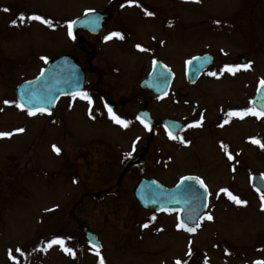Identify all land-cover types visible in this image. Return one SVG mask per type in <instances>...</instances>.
<instances>
[{"label": "rangeland", "instance_id": "rangeland-1", "mask_svg": "<svg viewBox=\"0 0 264 264\" xmlns=\"http://www.w3.org/2000/svg\"><path fill=\"white\" fill-rule=\"evenodd\" d=\"M90 7L109 14L102 31L91 36L77 30L70 37L65 21ZM33 13L51 19L54 27L27 19ZM110 32L123 38L105 40ZM67 52L86 69L80 92L88 93L91 105L73 95L60 100L50 116H29L3 104L15 100L16 84ZM203 53L214 62L190 86L184 66ZM153 58L175 75L169 95L157 101L138 87ZM241 59L251 66L220 72ZM213 71L217 75H209ZM261 78L264 0H0V131L24 129L0 138V264H99L83 227L97 234L105 264L264 261V208L249 185L252 174H264V148L250 139L264 144V116H228L231 109L249 107ZM110 101L113 112L129 121L124 129L110 118L105 107ZM143 101L157 121L182 120L185 128L177 136L188 143L167 137L158 124L145 132L135 116ZM201 114V124L193 125ZM144 140L143 162L126 167ZM186 173L209 184L206 214L213 217L204 216L198 233L188 237L171 217L143 210L132 194L141 177L170 185ZM225 188L246 203H235L220 191ZM54 236L66 238L76 255L56 244L44 251Z\"/></svg>", "mask_w": 264, "mask_h": 264}, {"label": "water", "instance_id": "water-1", "mask_svg": "<svg viewBox=\"0 0 264 264\" xmlns=\"http://www.w3.org/2000/svg\"><path fill=\"white\" fill-rule=\"evenodd\" d=\"M86 17V18H84ZM87 19V20H85ZM95 20V26L88 21ZM79 25L83 28H87L92 32H97L100 28L101 20L96 19V15L93 12H86L82 18L77 20ZM93 25L94 27H92ZM90 26V27H89ZM200 59L193 61L192 63L187 64L186 73L187 77L193 81L194 78L198 75V73L205 68L211 61V56L205 55L199 57ZM61 61L63 64L67 63V57H61L60 60H56L53 64L48 65L46 69L41 71L40 75L33 80L25 82L21 84L20 87L16 89L17 98L20 99L23 103L26 104L25 108H47L51 110L54 102L56 99L63 95L70 93L73 89L78 90L82 86V79L83 76L81 72H79L78 68L76 67V75L78 76L73 77L70 75L67 70L62 73V76H57L55 72L52 71L53 67ZM200 66V71H196V67ZM163 73L164 76L167 77L166 80L161 79V74ZM170 73L165 69V67L160 63L157 65H153V70L150 75L141 80L140 85L143 88L151 89L153 92L157 93L158 88L159 90L165 89V82L168 81ZM165 81V82H164ZM258 88L264 89V85H260ZM30 97V98H29ZM262 97H264V91H259L257 89V93L255 98L253 99V104L259 108L262 107ZM194 182L199 186L198 181H184L179 182L178 185L172 189H166L161 187L159 184H156L155 181L152 180H144L141 181L140 184L135 188L134 195L139 200V202L147 208H155L159 207V203L157 202V191H162L163 196H177L180 201L175 203H163L161 202L160 205L179 208L182 210L183 201H185L188 197V200H192L191 197L199 198L197 194L193 193L192 190H196V187L190 191H186L188 185H194ZM251 183L254 187L258 188L260 191H264V180L259 175H254L251 179ZM192 192L193 194L189 193ZM162 194V193H161ZM204 196L206 193L203 194ZM184 196V197H183ZM183 197V199H181ZM193 198V199H194ZM206 197H202L201 207L205 205ZM201 199V198H199ZM200 203V202H199ZM186 205H188L186 203ZM185 205V206H186ZM185 211V208L184 210ZM187 211V210H186ZM90 240H94L95 237L87 234ZM97 244V243H96ZM98 245V244H97Z\"/></svg>", "mask_w": 264, "mask_h": 264}, {"label": "snow or ice", "instance_id": "snow-or-ice-1", "mask_svg": "<svg viewBox=\"0 0 264 264\" xmlns=\"http://www.w3.org/2000/svg\"><path fill=\"white\" fill-rule=\"evenodd\" d=\"M126 3L128 4H132V3H135V0H125ZM124 5H121V7H123ZM5 11H8L7 8L4 9ZM86 12H90L92 11L91 9H85ZM144 13L145 15H153L152 12H149L147 9H144ZM27 19H30V20H36V21H41L43 24L45 25H48L49 27H54V24L52 22L51 19H46L44 16H41V15H38V14H31L27 17ZM25 20V17H24V14L21 13L20 14V22H24ZM89 23H92V24H95V20H92V21H88ZM11 24L13 25H16L17 24V20L16 19H13L10 21ZM66 25H67V29H68V35L71 37L73 35V31H72V27L75 23H77V21L75 20H67L65 21ZM169 23H171V21H169ZM217 23H219V21H217ZM112 36H116V37H120V38H123L122 34L120 32H110L107 36L104 37L105 40L109 39L110 37ZM136 48L138 49H141V50H144L142 48V45L140 44H137L136 45ZM42 60H47L48 58L47 57H41ZM200 59L199 57H193L190 61H186V63H192L193 61L195 60H198ZM159 63V61H157L155 58H153V65H157ZM252 62L251 61H248L246 63H242V64H225L223 66V68L220 69V72L223 73L224 71H227V72H230V73H234L236 70H239L241 68H244V69H247L251 66ZM165 68L167 66H164ZM200 66L198 65L196 67V71H200ZM43 71V70H42ZM209 75H212V76H215L217 75V73L215 71L213 72H210ZM161 79L163 80H166L167 77L163 75V73L161 74ZM261 85H264V78H261L260 79V82H259ZM259 91H264V89H261V88H258V92ZM75 95L77 96H80L82 97L83 99L87 100L89 102V105H91L92 103V98L88 95L87 92H77L75 93ZM30 98V97H29ZM262 99V107L260 109L256 108V107H244V108H239V109H231L229 110L228 112V116H239V117H243V116H246L248 114H252V115H255L257 117H260V116H264V97L261 98ZM251 103V101H250ZM3 104L5 105H10V104H14L17 108H20V109H24L26 107V104L23 103L20 99H17V100H3ZM105 107L107 108L108 110V114L110 116V118L117 124L123 126V127H127L128 124H129V121L122 118L121 116L117 115L115 112H113L111 106H109L107 103H105ZM49 109L47 108H39V109H33V108H27V112H28V115L29 116H32V115H35L36 112H48ZM137 120H139L142 124H144V127L145 128H149V124L148 122L141 116H137L136 117ZM203 120V114H201V118L200 120H195L193 121V125H200L201 124V121ZM187 126H192V125H187ZM178 129L182 126H177ZM170 126L169 125H165V130L169 136V138L171 139H174V140H180L182 143H185L187 144L188 141L187 140H184L183 137H180V136H176V135H173L172 131L169 130ZM24 129L23 128H14L12 129L11 131H0V138H7V137H11L14 133H19V132H23ZM139 139V138H137ZM253 143H257V144H260V146L262 148H264V144H261V142L252 137L250 138ZM133 145H135V141L133 142ZM225 151L227 152V145H223ZM52 148L53 150L56 152V153H59L60 152V148H58L56 145H52ZM127 155H131V152L127 153ZM228 159L231 160L233 159L232 157V154L229 152L228 153ZM264 175V174H262ZM180 181L181 182H184V181H198L199 182V186L201 188H204L206 189L207 188V185L204 184L203 180H201L199 177H193V176H182L180 177ZM194 188V185H188L187 188H186V191H190ZM221 192H228V189H220ZM257 191H259V189H257ZM229 194V197L235 201V203L237 204H245L246 201L240 199L238 196L236 195H233L231 192H228ZM261 208H264V195L261 196ZM167 211V209H165ZM178 211V210H177ZM190 211H193V210H190ZM206 218L208 220H212L213 217L210 215V214H205ZM190 218L194 219V220H199V219H204L205 217L204 216H196V217H191ZM153 219H155V216H153ZM177 220H178V223L175 225L177 229H186L188 232H195L197 230V228L199 227V224H195L194 226H188L184 220L181 219V217L179 215H177ZM143 227H147V224L143 225ZM65 239L64 237H61V236H54L52 237V239L48 240L46 242V244L44 245L43 247V250L44 251H47L48 248H50L52 245L56 244V245H59L63 251L69 255H72V256H75L76 253L75 251L73 250V248L71 247H67L65 245ZM67 239H71V237H68ZM189 243H191V241H189ZM89 244H91L92 249L95 250L96 252V255L98 257H100L99 259V264H105L104 262V258L101 256L100 254V247L99 245H97L96 243H93L92 240H89ZM16 252H21V249L20 248H16L15 249ZM191 248L188 249V252L186 253V255H191ZM225 251L227 252V249H225ZM8 255H9V258L12 259L13 261H15L17 259V257L15 255L12 254V250L10 249L9 252H8ZM176 264H187V261H181L179 258H177L176 260ZM205 264H207V258H205ZM254 264H264V261H261V260H257L254 262Z\"/></svg>", "mask_w": 264, "mask_h": 264}, {"label": "flooded vegetation", "instance_id": "flooded-vegetation-1", "mask_svg": "<svg viewBox=\"0 0 264 264\" xmlns=\"http://www.w3.org/2000/svg\"><path fill=\"white\" fill-rule=\"evenodd\" d=\"M71 215H73V213H70Z\"/></svg>", "mask_w": 264, "mask_h": 264}]
</instances>
